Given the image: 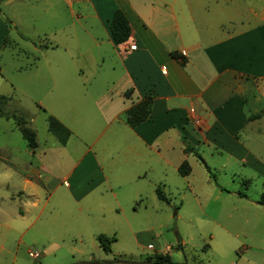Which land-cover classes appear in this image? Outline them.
<instances>
[{"label":"crops","instance_id":"1","mask_svg":"<svg viewBox=\"0 0 264 264\" xmlns=\"http://www.w3.org/2000/svg\"><path fill=\"white\" fill-rule=\"evenodd\" d=\"M3 1L9 3L12 0ZM209 1L223 2L219 11L227 14L221 24L222 15L219 16L217 28L196 24L195 14L201 8L186 4L184 0H75L74 3L62 0L78 22L86 47L77 59L64 48L67 54L62 56L63 63L75 64L76 67L68 71L48 68L43 77L49 85L42 88L41 98L37 101L43 105L45 102L50 110L52 106L62 110L50 112L70 130L63 146H67L71 137H76L75 147L71 146L70 151H77L78 156L70 162L68 153L67 160L63 162L58 150L44 147L38 152L37 141L35 149L27 147L36 163L24 162L27 165L25 172L17 170L18 159H3L0 177L7 189L5 199L17 200L26 212L35 211L40 206L30 224L48 207L51 195L59 189L57 203L49 206L50 221H62L60 210L72 202L76 206L66 212H76L74 215L77 217L91 211L104 215L105 211L120 210L119 205L111 206L113 199L118 201L115 190L121 187L122 182L112 181L110 175L104 174L92 153L95 140L108 132L112 137L127 142L128 157L133 164L129 175L135 179L151 176L154 194L158 184L161 188L166 186L167 169L178 173V167L184 160L189 164L190 154L200 156L193 147L196 142L212 144L240 161L245 160L247 155L253 156L255 145L251 142L257 138L246 136L242 139L241 135L249 125H255L264 118L261 114L249 119L250 115L264 109L260 103L262 97L258 96L264 86L263 11L257 14L251 7H246V11L258 17L256 22L250 23L245 15H231V3L246 0ZM115 9H120L128 20L135 50H123L111 38L109 21ZM208 9V6L202 8L206 13H209ZM204 17L205 14L200 15V18ZM5 27V23L0 21V29L6 32ZM49 47L53 50L58 45ZM173 52L183 54L186 62L181 63L174 58ZM148 96L152 98L148 119L135 127L128 126L123 119L124 112ZM248 98H251L250 114L245 108ZM74 124L90 127L95 124L98 128L79 137L71 126ZM257 141L262 143L260 139ZM48 153L55 158H49L50 163L44 160ZM191 172L192 167L186 176L178 173L187 179L185 183L190 188L192 184L188 178ZM45 176L57 180L52 187L48 188ZM101 185L106 189L100 194L111 195L108 205L96 200L94 205H82V201ZM42 193H47V196L40 205ZM142 196L139 189L132 188L128 200L138 202ZM254 205L264 208V205ZM18 211L0 218V252L4 250L16 254V250L11 251L6 244L8 235L12 236V242L17 238L15 243L21 238L19 231L24 216H20ZM133 211L138 212L136 209ZM43 227H49L48 221ZM111 237L115 238L114 235ZM178 243L182 245L180 249L176 248ZM47 244L48 248L59 246L57 243ZM166 248L170 249L169 246ZM174 248L184 251L183 240L177 242ZM110 252L111 249L105 251L107 254ZM28 253L35 259L41 256L39 252ZM90 261L83 262L102 264ZM119 262L122 261H114Z\"/></svg>","mask_w":264,"mask_h":264},{"label":"rangeland","instance_id":"2","mask_svg":"<svg viewBox=\"0 0 264 264\" xmlns=\"http://www.w3.org/2000/svg\"><path fill=\"white\" fill-rule=\"evenodd\" d=\"M184 1L198 6L199 10L201 8L195 14L196 24L217 28L226 19L227 14L219 11L223 2ZM206 6L209 13L202 10ZM246 7H251L257 14L262 10L264 16V0L233 2L230 7L231 15H245L248 22H256L258 17L246 11ZM202 14L206 15L204 19L200 18ZM220 15L221 21L217 24ZM0 21L5 23L7 30L5 32V29H0V94L9 98L3 110L27 121L25 126L36 133L38 152L49 147L53 151L58 150L63 162L67 160L69 153V160L73 162L78 152L70 151V148L75 147L76 137H71L65 147L47 130V116L52 115L50 111L62 110L53 106L50 110L45 102L43 105L37 100L41 98L42 88L49 85L48 80L43 77L48 68L68 71L76 67L75 64L65 65L62 56L67 54L64 50L67 48V52L77 59L86 47L78 22L62 0L2 1ZM50 45H58V48L52 50ZM262 87L258 96L262 97L260 103L264 108V86ZM250 101L251 98H248L245 105L248 112L252 111ZM77 125L79 124L71 126L79 137L84 132H92L98 128L95 124L91 127ZM246 136L260 139L262 143L257 140L251 142L255 145L254 154L247 155L243 161L212 144L206 145L201 141L193 144L210 171L196 156L190 154V188L185 183L187 179L176 171L167 169V182L162 189L169 197V203L156 198L151 176L135 179L129 175L133 164L128 157L130 154L125 140L112 137L110 132L99 136L92 145V153L104 174L110 175L112 181L122 182L121 187H116L115 190L118 201L113 199L111 206L113 208L119 205L120 210L105 211L104 215L94 211L83 217L74 215L76 212L67 213V210L72 211L76 206L72 202L65 204L60 210L62 221H50L52 215L49 206L57 203L59 189L51 195L48 207L30 224V219L40 206L35 211L26 212L25 207L18 204L17 200H6L7 189L0 177V218H6L18 209L19 215L24 216L19 231L20 240L15 243L17 238L12 242V236H7L6 247L11 251L16 250V254L1 251L0 264H85L83 261L88 259L111 260V264H151L158 254L167 253L173 262L181 264H264V208L254 205L264 192V118L255 125H249L241 138L245 139ZM184 143L188 141L184 140ZM28 152L26 142L13 119L0 117V174L5 158L18 159L17 170L25 172L27 165L24 162L36 163ZM49 158L55 159L52 153H48L44 160L47 159V163H50ZM53 171L58 173L55 168ZM44 179L47 180L48 188L57 181L49 176ZM132 188L143 193L138 202L128 200ZM105 189L104 186H99L82 201V205H94L96 200L107 206L111 195L100 194ZM238 192L245 193L246 197L239 198ZM46 196L47 193H42L40 205ZM47 221L49 227H43ZM101 233L107 237L114 235L116 238L111 242V252L108 254L96 240V235ZM178 240H183L184 251L174 248ZM47 242L57 243L59 246L48 248ZM74 248L78 251H74ZM29 251L31 255L39 252L41 256L35 259L29 255ZM118 260L128 261L114 263Z\"/></svg>","mask_w":264,"mask_h":264},{"label":"trees","instance_id":"3","mask_svg":"<svg viewBox=\"0 0 264 264\" xmlns=\"http://www.w3.org/2000/svg\"><path fill=\"white\" fill-rule=\"evenodd\" d=\"M1 1L3 0H0V2ZM109 31L111 38L115 44H118L126 40L130 36V27L128 24V20L120 9L114 10L112 17L109 21ZM172 56L180 60L181 63L186 62L185 56L179 52H173ZM8 100L9 98L7 96L0 94V117H4L5 119H13L16 128L20 132L22 138L25 140L27 147L32 150L35 149L37 147L36 134L31 128L25 126L26 120L23 117L10 114L3 110V107ZM151 105H152V98L150 96L145 97L141 101L133 104L123 114V119L125 123L130 127H135L138 124L144 122L146 119H148L150 115ZM263 112L264 111L261 110L259 113L255 115H250L249 119L259 117ZM47 130L57 138L60 144L63 145L67 142L70 136V130L52 115L47 116ZM197 157L201 161V163L204 164L206 169L210 171L209 167L206 165L202 157L199 155H197ZM177 171L181 176L188 175L190 173V166L188 162L184 160L179 165ZM221 189L223 190V188ZM237 194L240 197H246L245 193L238 192ZM155 195L158 200L163 201L165 203H169V198L167 197L161 186H156ZM255 202L259 205H264V192L261 193L259 199L256 200ZM114 239H115L114 237H106L101 234L97 236V240L100 246L106 252L110 251V243ZM181 247H182L181 243H178L176 245V248L178 249H180ZM121 261L125 263L128 260H121ZM90 262L104 263V264L113 263V261L111 260L110 261L91 260ZM151 264H181V263L173 262L168 254H158V256L154 259V262H152Z\"/></svg>","mask_w":264,"mask_h":264},{"label":"built area","instance_id":"4","mask_svg":"<svg viewBox=\"0 0 264 264\" xmlns=\"http://www.w3.org/2000/svg\"><path fill=\"white\" fill-rule=\"evenodd\" d=\"M116 46L122 48L123 50H135L136 49V44L133 41H131L130 36L126 40L116 44ZM34 256H37V254H35Z\"/></svg>","mask_w":264,"mask_h":264},{"label":"water","instance_id":"5","mask_svg":"<svg viewBox=\"0 0 264 264\" xmlns=\"http://www.w3.org/2000/svg\"><path fill=\"white\" fill-rule=\"evenodd\" d=\"M181 240H178L177 242H180ZM147 264H150V263H147Z\"/></svg>","mask_w":264,"mask_h":264}]
</instances>
